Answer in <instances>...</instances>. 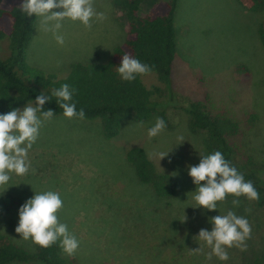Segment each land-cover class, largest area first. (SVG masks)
I'll list each match as a JSON object with an SVG mask.
<instances>
[{
	"label": "rangeland",
	"instance_id": "374dc122",
	"mask_svg": "<svg viewBox=\"0 0 264 264\" xmlns=\"http://www.w3.org/2000/svg\"><path fill=\"white\" fill-rule=\"evenodd\" d=\"M95 6L106 13L107 19L93 21L90 30L79 21L65 20L62 46L51 32L38 31L36 17L26 49L27 62L64 77L72 62L106 61L124 38L125 20L113 0H95ZM147 8L148 4L142 3L139 13ZM259 19V13L248 11L238 0H178L171 88L157 96L168 123L164 131L148 137L157 113L145 121H122L120 131L111 138L103 135L98 120L54 115L29 152L35 171L24 176L12 174L9 184L14 185L2 194L11 193L25 203L35 192H59L63 200V208L57 213L59 221L66 223L80 241L73 255L77 264H252V259L264 254V214L253 200L242 196L235 207L233 199L225 200L218 202L215 210L193 207L197 186L188 169L202 158L204 133L190 131L186 107L189 101L208 95L213 111H225L239 120L240 130L233 139L239 150L264 161V121L251 125L244 119L246 113H261L264 107V49L257 35ZM9 50L8 40H1L0 59ZM239 63L246 64L250 72L238 73L235 67ZM142 81L147 87L159 83L154 72L143 75ZM178 137L184 141L180 143ZM131 146L142 147L158 171L178 178L174 196L158 197L138 179L126 160ZM160 152L168 154L159 161L153 154ZM259 175L264 181V169ZM21 205L7 215L13 218L14 227L0 216V231L31 246L30 239L24 240L15 231ZM229 209L251 224L247 251L232 247L227 249V261L215 255L208 259L211 249L200 241L203 251L192 254L190 249L200 247L194 239L200 229L211 231L210 218ZM184 216L186 220L181 221Z\"/></svg>",
	"mask_w": 264,
	"mask_h": 264
},
{
	"label": "trees",
	"instance_id": "16d2710c",
	"mask_svg": "<svg viewBox=\"0 0 264 264\" xmlns=\"http://www.w3.org/2000/svg\"><path fill=\"white\" fill-rule=\"evenodd\" d=\"M22 0H0V41L7 39L9 54L0 59V114L25 103L35 102L41 93L51 96L54 88L68 83L77 89L73 96L77 111L83 108L85 119L98 120L106 138L118 134L122 121L132 118L145 121L154 113L167 119L157 96L171 88L172 63L177 52L175 11L178 0H113L125 20L124 38L112 48L106 61L89 63L72 62L64 77L46 72L30 65L26 49L32 37L35 15L27 17L19 9ZM248 11L259 13L257 35L264 49V0H238ZM142 3L148 4L145 13L140 14ZM130 54L141 62L154 66L153 71L159 83L147 87L142 76L134 81L121 79L117 68L124 54ZM238 73L250 72L244 63L236 65ZM53 109L55 115L63 114L56 98L46 101L44 109ZM188 128L192 132L202 131L203 155L221 151L225 158L240 171L246 180L253 182L259 192L255 206L264 214V181L260 172L264 161H258L253 154L239 150L233 141L239 133V120L225 111H213L208 95L188 102ZM247 124L264 121V107L261 113L249 112L244 115ZM126 160L134 168L138 179L151 187L156 196H174L179 188L178 178L168 172L158 171L140 146H131L126 151ZM242 197V196H241ZM239 197V198H241ZM228 195L226 200L234 199ZM23 201L16 195H0V216L12 228L15 222L7 215ZM76 256L63 253L59 242L48 248L32 242L31 246L18 243L7 233L0 231V264L39 263L77 264ZM252 264H264V254L252 259Z\"/></svg>",
	"mask_w": 264,
	"mask_h": 264
},
{
	"label": "clouds",
	"instance_id": "9594fccd",
	"mask_svg": "<svg viewBox=\"0 0 264 264\" xmlns=\"http://www.w3.org/2000/svg\"><path fill=\"white\" fill-rule=\"evenodd\" d=\"M20 11L31 17L33 14L39 18V28L51 32L59 45H64L65 35L62 34L63 22L79 21L86 29H91L93 21L103 22L107 19L105 12L97 11L95 0H22L18 5ZM54 9H62L54 11ZM154 66L141 62L130 54H124L117 68L121 79L134 81L137 76L151 73ZM77 89L68 83L51 91V96L41 93L34 103H27L23 108H13L7 113L0 114V194L10 185L12 174L24 176L32 168L29 152L37 142L40 131L53 119L55 111L51 108L45 110L46 101L56 98L58 106L63 110V115L68 119L83 120L86 117L83 108L77 111L73 96ZM166 128L163 118L157 117L155 124L148 128V137L158 136ZM180 143L183 137H178ZM179 143V144H180ZM167 153H154L159 161ZM197 165L189 166L188 174L197 186L194 200L196 206L207 210H215L218 202L226 200L228 195L235 197L232 205L239 206V197L248 200H258L259 192L250 180H246L238 169L231 165L221 151H214L208 155H201ZM204 181L205 183L201 184ZM63 208V200L59 192L47 190L35 192L19 208V221L15 228L24 240H31L43 248L51 247L59 242L63 253L73 256L77 252L80 241L68 230L66 223L59 221L57 213ZM186 220V216L181 221ZM213 227L211 231L200 229L194 239L203 241L211 249L207 258L215 255L222 261H227V249L236 247L247 251L246 241L251 238L252 227L248 219L238 216L229 209L226 214H219L210 218ZM192 254L203 251L200 247L190 249Z\"/></svg>",
	"mask_w": 264,
	"mask_h": 264
}]
</instances>
